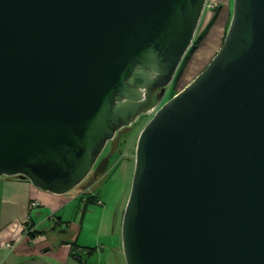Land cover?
Here are the masks:
<instances>
[{"label":"water","instance_id":"obj_1","mask_svg":"<svg viewBox=\"0 0 264 264\" xmlns=\"http://www.w3.org/2000/svg\"><path fill=\"white\" fill-rule=\"evenodd\" d=\"M207 3L0 0V178L89 190ZM122 245L126 264H264V0H234L216 56L141 132Z\"/></svg>","mask_w":264,"mask_h":264},{"label":"crops","instance_id":"obj_2","mask_svg":"<svg viewBox=\"0 0 264 264\" xmlns=\"http://www.w3.org/2000/svg\"><path fill=\"white\" fill-rule=\"evenodd\" d=\"M229 15L223 14L225 27ZM91 197L101 201L92 189L55 195L20 176L0 178V264H124L116 261L123 245L120 235L107 230L105 210L96 225L86 226L87 214L102 206L89 205ZM33 201L40 206L31 211Z\"/></svg>","mask_w":264,"mask_h":264},{"label":"rangeland","instance_id":"obj_3","mask_svg":"<svg viewBox=\"0 0 264 264\" xmlns=\"http://www.w3.org/2000/svg\"><path fill=\"white\" fill-rule=\"evenodd\" d=\"M234 8V0H209L204 11L193 46L187 53L172 83L164 90L157 91L153 96V108L148 114L142 115L132 125L130 132L121 139L118 151L110 159L109 167L105 174L94 184L92 189L101 199L102 206H95L93 214H87L86 226L92 227L101 219V213L105 210L104 219L107 230L115 232L121 237L124 213L130 198L134 172L136 167V149L141 132L151 121L156 112L169 102L176 94L187 87L201 74L211 63L222 46L226 31L229 28ZM230 12L226 27L222 21L223 14ZM214 20V23L211 21ZM202 36H205L199 49L196 45ZM194 52V53H193ZM190 59L188 60L189 56ZM111 152V144L102 152L98 163ZM87 183L86 181L84 182ZM80 189V188H79ZM123 249V247H122ZM122 260L126 264L124 252Z\"/></svg>","mask_w":264,"mask_h":264},{"label":"built area","instance_id":"obj_4","mask_svg":"<svg viewBox=\"0 0 264 264\" xmlns=\"http://www.w3.org/2000/svg\"><path fill=\"white\" fill-rule=\"evenodd\" d=\"M98 203H99V205H102V202H101V201H99ZM39 206H40L39 202H37V201H33V202L31 203V205H30V210H31V211H32V210H35V209L38 208ZM25 230H26V233H27L28 235H30V234H32V233L35 232L34 228L31 226L30 223L27 224V227L25 228ZM8 246H10V245H8Z\"/></svg>","mask_w":264,"mask_h":264},{"label":"trees","instance_id":"obj_5","mask_svg":"<svg viewBox=\"0 0 264 264\" xmlns=\"http://www.w3.org/2000/svg\"><path fill=\"white\" fill-rule=\"evenodd\" d=\"M214 20H215V18L213 19V21H211V23H212V22L214 23ZM226 33H227V31H226ZM225 36H226V34H225ZM204 37H205V36H202V37H201V39H200L199 42H198V45H196V47H195V51H194V52H196V51L199 49V46H200V44L202 43ZM224 39H225V37H224ZM223 42H224V41H223ZM223 42H222V43H223ZM222 45H223V44H222ZM194 52H193V53H194ZM193 53L189 56L188 60L190 59V57H192ZM25 179H26V178H25ZM88 200H89V205H90V204H95V202H96L92 197H91V198H88ZM96 203H98V201H97ZM32 234H34V233H32ZM32 234H30V235H32Z\"/></svg>","mask_w":264,"mask_h":264},{"label":"flooded vegetation","instance_id":"obj_6","mask_svg":"<svg viewBox=\"0 0 264 264\" xmlns=\"http://www.w3.org/2000/svg\"><path fill=\"white\" fill-rule=\"evenodd\" d=\"M123 136H124V135H123ZM123 136H122V138H123ZM122 138H121V139H122ZM92 173H93V172H92ZM92 173H91L90 176L87 178L86 182H88V181L91 179V177H92V175H93ZM96 183H97V182H96ZM96 183H95V184H96Z\"/></svg>","mask_w":264,"mask_h":264}]
</instances>
